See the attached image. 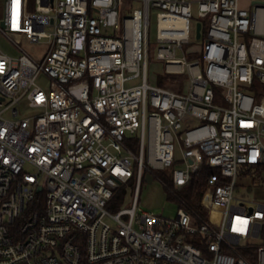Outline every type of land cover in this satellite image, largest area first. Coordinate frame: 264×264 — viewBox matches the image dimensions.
Returning <instances> with one entry per match:
<instances>
[{
	"label": "built area",
	"instance_id": "obj_1",
	"mask_svg": "<svg viewBox=\"0 0 264 264\" xmlns=\"http://www.w3.org/2000/svg\"><path fill=\"white\" fill-rule=\"evenodd\" d=\"M0 8V33L20 50L0 47V264H264V0ZM152 8L161 74L181 83L148 80ZM204 22L203 43L185 50ZM25 37L46 44L41 60ZM241 169L256 171L253 196ZM148 173L177 196L175 217L138 211ZM198 174L194 206L174 188ZM130 182L125 206L116 196Z\"/></svg>",
	"mask_w": 264,
	"mask_h": 264
},
{
	"label": "rangeland",
	"instance_id": "obj_2",
	"mask_svg": "<svg viewBox=\"0 0 264 264\" xmlns=\"http://www.w3.org/2000/svg\"><path fill=\"white\" fill-rule=\"evenodd\" d=\"M140 6V3H137ZM2 10L0 8V15ZM203 20V19H202ZM207 31V25L203 24L202 32L204 37L201 39H193L190 44H185V50L192 48L194 44L200 46L203 43L205 38V34ZM157 9L152 8L150 15V27H149V38H150V60H149V68H148V80L150 83H156L159 85L167 86L169 82L172 80H178L180 83L184 78H187V75H172V76H163L161 73L163 72L164 64L156 60L155 53L156 49L154 47L157 46ZM21 47L29 53L34 58L41 60L44 56V51L46 44L44 42H33L27 39L26 37L21 40ZM0 47L8 52L11 55H18L20 50L16 48L4 35L0 33ZM161 81H164L162 84ZM38 83L44 87L48 85L47 79L44 76H41L38 79ZM177 88V86H172ZM20 115H28L30 114V109L20 106ZM9 115V113H7ZM161 173V172H160ZM161 176V174H160ZM135 183L130 182L129 186H127L125 194H123V201H125V206H131V202L134 196L135 191ZM188 186L178 188L175 187L174 190L177 195L184 198L187 193ZM198 192V188H194L191 192V197H195ZM254 194V192L250 191V195ZM253 196V195H252ZM260 196L264 197V190L262 193L260 192ZM179 200L177 196L170 192L165 185L161 182L159 178H154L152 182H149L146 179L141 181L138 197H137V208L138 211L146 210L153 211L157 214H162L166 217H175L177 214V209L179 207Z\"/></svg>",
	"mask_w": 264,
	"mask_h": 264
},
{
	"label": "trees",
	"instance_id": "obj_3",
	"mask_svg": "<svg viewBox=\"0 0 264 264\" xmlns=\"http://www.w3.org/2000/svg\"><path fill=\"white\" fill-rule=\"evenodd\" d=\"M161 83L163 84L164 81H161ZM257 97L260 98V95L257 94ZM161 172V173H160ZM158 172L159 175L161 174V178L164 179V181L169 185L171 186L172 185V180L171 178L169 177V174L167 171H160ZM204 172V171H203ZM203 174H198L197 176H195L192 181L190 182L189 186H188V189H187V193H186V196L183 198L184 200H186V202H188L189 204L191 205H194L195 206V203H193V200H192V197H191V192L194 188L198 187L199 185H201V177H202ZM126 189L127 187L126 186H123L122 188H120L117 196H116V200H120V202L123 200V194H125L126 192ZM262 237H263V242H264V227H263V230H262ZM196 243V242H195ZM197 245H199V247H202L199 243H197ZM245 254L249 257V259L251 261H255V256H254V253L251 252V251H245Z\"/></svg>",
	"mask_w": 264,
	"mask_h": 264
},
{
	"label": "crops",
	"instance_id": "obj_4",
	"mask_svg": "<svg viewBox=\"0 0 264 264\" xmlns=\"http://www.w3.org/2000/svg\"><path fill=\"white\" fill-rule=\"evenodd\" d=\"M241 171V178H240V184H241V190L242 191H248V193L250 194V191H249V189L248 188H246L245 186L248 184V182L251 180L250 179V177H249V175H248V173L249 174H254V173H256V171L255 172H247L245 169H241L240 170ZM259 174L262 176V178L264 179V170H262V171H259ZM260 189H261V193H262V191L264 190V186H262V187H260Z\"/></svg>",
	"mask_w": 264,
	"mask_h": 264
},
{
	"label": "water",
	"instance_id": "obj_5",
	"mask_svg": "<svg viewBox=\"0 0 264 264\" xmlns=\"http://www.w3.org/2000/svg\"><path fill=\"white\" fill-rule=\"evenodd\" d=\"M200 23L198 24V36L200 35ZM146 180H148L149 182H152V175L151 174H146Z\"/></svg>",
	"mask_w": 264,
	"mask_h": 264
}]
</instances>
